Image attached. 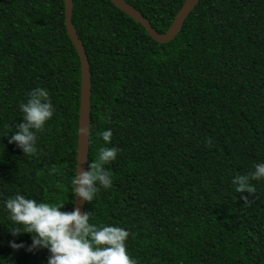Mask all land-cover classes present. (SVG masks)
I'll return each instance as SVG.
<instances>
[{"label":"trees","instance_id":"trees-1","mask_svg":"<svg viewBox=\"0 0 264 264\" xmlns=\"http://www.w3.org/2000/svg\"><path fill=\"white\" fill-rule=\"evenodd\" d=\"M125 1L159 33L185 2ZM73 3L92 75L88 166L101 147L119 150L104 166L112 186L86 203L89 222L127 230L138 264H264V178L249 180L252 195L232 182L264 163V0H201L166 44L111 0ZM81 76L65 0H0V264L50 255L28 251L32 234L13 235L24 226L9 198L75 208ZM37 87L54 113L29 156L8 141Z\"/></svg>","mask_w":264,"mask_h":264},{"label":"clouds","instance_id":"clouds-1","mask_svg":"<svg viewBox=\"0 0 264 264\" xmlns=\"http://www.w3.org/2000/svg\"><path fill=\"white\" fill-rule=\"evenodd\" d=\"M23 122L16 125L15 133L9 143H15L24 155L37 153L36 132L43 131L44 126L54 113L49 92L44 88H34L26 103L20 105ZM106 143L112 138V131L105 130L98 134ZM209 146L211 140L209 139ZM115 147L99 149V158L89 164L88 170L77 171L72 179V193L75 197L90 203L96 196L99 186L110 188L112 174L105 165L114 161L118 154ZM56 172V168H52ZM264 178V163L256 164L255 170L248 175H237L233 179L238 193H255L256 189L249 183L250 179ZM244 203H251L249 196H242ZM6 208L11 220L24 226L23 231L13 229V235L32 234V245L28 251L37 248L48 249V264H138L127 252L126 241L130 233L116 226L97 227L91 224L90 212L81 213L80 209L61 211L64 204L38 203L34 199L17 194L9 198ZM14 249L23 244L10 242Z\"/></svg>","mask_w":264,"mask_h":264},{"label":"water","instance_id":"water-1","mask_svg":"<svg viewBox=\"0 0 264 264\" xmlns=\"http://www.w3.org/2000/svg\"><path fill=\"white\" fill-rule=\"evenodd\" d=\"M201 0H185L181 10L175 17L173 25L165 33H159L151 23L132 5L125 0H111L115 6L128 16L132 17L137 23L142 24L149 35L158 43L166 44L177 38L180 34L186 19L200 3ZM66 6V27L68 34L75 45L81 59V105L79 120V138L77 153V171L88 170L89 150H90V131H91V94H92V75L90 62L86 53L84 43L79 38L78 32L73 24V0H65ZM86 201L79 197L75 199V208H79L81 213L85 212Z\"/></svg>","mask_w":264,"mask_h":264}]
</instances>
